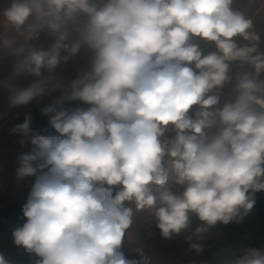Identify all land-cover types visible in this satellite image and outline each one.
<instances>
[{
  "label": "clouds",
  "instance_id": "obj_1",
  "mask_svg": "<svg viewBox=\"0 0 264 264\" xmlns=\"http://www.w3.org/2000/svg\"><path fill=\"white\" fill-rule=\"evenodd\" d=\"M235 5L12 0L4 10L21 38L0 36V51L16 57L0 81L10 107L60 92L42 109L53 132L33 130L30 114L10 130L32 145L18 157L17 180L35 179L12 236L36 264H151L142 249L123 250L136 214L165 239L196 218L199 241L252 210L264 191V51L254 19ZM44 33L47 47L32 43ZM82 50L86 66L65 83L55 70ZM234 63L251 70L233 77ZM25 76L35 79L17 87ZM233 79L234 98L222 102ZM77 101L84 106H68ZM0 264L12 262L0 253ZM226 264H264V250Z\"/></svg>",
  "mask_w": 264,
  "mask_h": 264
},
{
  "label": "crops",
  "instance_id": "obj_2",
  "mask_svg": "<svg viewBox=\"0 0 264 264\" xmlns=\"http://www.w3.org/2000/svg\"><path fill=\"white\" fill-rule=\"evenodd\" d=\"M9 3L12 0H8ZM10 4H5L0 0V36H8L10 38L21 39L15 33V31L8 25L3 16L4 10L9 7ZM236 7L245 11L246 14L254 19V29L260 34L261 40L259 47L261 51H264V0H236ZM50 36L44 33L40 38L32 43L39 46L44 45L45 40ZM243 43V41H239ZM205 53L214 50V45L203 44ZM16 57L9 53L0 51V81L6 80L12 73ZM88 58H82L76 56L71 58L67 63H61L55 70V75L58 78L68 83L73 79L78 71L85 67ZM250 71V67L245 65L243 67L233 64L231 75L235 77L237 72ZM47 75V73H45ZM264 74V73H262ZM35 79L31 76L19 77L14 80V84L17 87H26L32 80ZM235 79L225 86L223 90L222 102L227 99L234 98L232 89L235 86ZM60 95V92L54 91L46 94L41 100L46 101L55 99ZM10 93L7 88L0 86V120L13 119L14 110L21 108V112H24L27 108L25 106L10 107L9 101ZM18 118L20 112L17 113ZM14 125V124H13ZM14 127V126H13ZM23 140L21 134H10V130L0 132V208L17 207L27 201L28 194L31 186L34 182V177H26L21 181L17 180L16 169L19 167L18 157L24 152ZM218 225V224H217ZM216 226V225H215ZM214 226L215 232L204 233L202 239L197 241L194 235L195 228L198 227L192 220L191 226L183 231L178 236H174L171 239H165L161 236L159 229L156 228L154 221L147 213H138L134 217V224L129 231V235L125 237L123 250L127 255L135 256V249L140 248L143 250L145 256L150 258L151 264H224V259L219 258L220 255H232L233 253L229 248L234 246L223 247L216 244L215 233L217 227ZM211 231V230H210ZM191 236L192 240L189 241L188 237ZM181 240L189 247V251L182 255L180 258L172 257L171 248L176 241ZM199 242L203 247V251L200 253L195 252L190 248V243ZM228 250V252H226ZM264 250V247L260 248ZM244 249H239V252L235 257L242 255ZM0 253H3L5 258L10 260L12 264H18L11 254L10 249L7 246L5 239L0 234ZM172 253V254H171Z\"/></svg>",
  "mask_w": 264,
  "mask_h": 264
},
{
  "label": "water",
  "instance_id": "obj_3",
  "mask_svg": "<svg viewBox=\"0 0 264 264\" xmlns=\"http://www.w3.org/2000/svg\"><path fill=\"white\" fill-rule=\"evenodd\" d=\"M54 99L50 100H33L27 105L26 110L19 115V124L24 122L25 116L30 114L32 117L31 128L38 130L41 133H51L54 130L51 129L48 123V117L42 115V109L49 105ZM84 106L80 102H72L68 106ZM24 140L28 147H32L30 139L24 137ZM0 208V234L5 239L8 248L11 251L12 256L18 264H36L38 257L34 253H28L23 247L17 246L14 243L12 232L16 227L22 226L26 222V218L22 214V206Z\"/></svg>",
  "mask_w": 264,
  "mask_h": 264
},
{
  "label": "flooded vegetation",
  "instance_id": "obj_4",
  "mask_svg": "<svg viewBox=\"0 0 264 264\" xmlns=\"http://www.w3.org/2000/svg\"><path fill=\"white\" fill-rule=\"evenodd\" d=\"M255 201L252 210L239 222L218 224L216 244L244 250L264 247V191L255 194Z\"/></svg>",
  "mask_w": 264,
  "mask_h": 264
},
{
  "label": "rangeland",
  "instance_id": "obj_5",
  "mask_svg": "<svg viewBox=\"0 0 264 264\" xmlns=\"http://www.w3.org/2000/svg\"><path fill=\"white\" fill-rule=\"evenodd\" d=\"M1 1L4 2L5 4H11V3H9L8 0H1ZM45 41L46 42H44V45L47 47L52 42V37H49ZM39 46H43V45H39ZM77 56H79V57L81 56L82 58H88V53H87L86 50H82L81 53L79 55H77ZM260 79H264V74H261ZM23 109L26 110V107H23ZM14 111H15V113H14V116H13V119L12 120H10V119H6V120H2V121L0 120V132H4V131L11 130L14 125L19 124V119H18V114L17 113L20 112V114H21L23 112H21V108H18L17 110H14ZM22 138H23V141H24V143H23L24 144L23 145V150H24V152H29L32 147H28L27 144H26V142H25V140H24V137L23 136H22ZM193 221L198 226L201 223L196 218H193ZM215 227H217V230H219L218 229L219 228L218 225H216ZM207 232L208 233H211V232L214 233L215 232L214 227H211ZM215 234L218 237L217 234H219V232H217ZM229 249L231 250L229 252L233 253L232 255L228 254V255H220L219 256V258L225 260L224 261V264H226L227 261L234 260L235 258H237V257H235V255H237L238 252H239V249L236 248V247H231ZM189 250H190L189 247L186 244H184L181 240L178 239V241H176V243L173 244V246L171 248V251L173 253V254L172 253L171 254H172V257H174V258H180V257H182V255H184L185 253H187ZM226 252H228V250H226Z\"/></svg>",
  "mask_w": 264,
  "mask_h": 264
}]
</instances>
